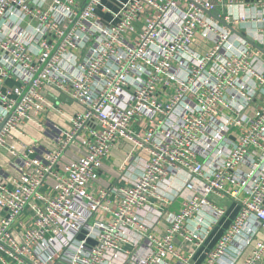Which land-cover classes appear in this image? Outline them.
<instances>
[{"label":"built area","instance_id":"built-area-1","mask_svg":"<svg viewBox=\"0 0 264 264\" xmlns=\"http://www.w3.org/2000/svg\"><path fill=\"white\" fill-rule=\"evenodd\" d=\"M250 30L257 49L235 36ZM262 50L264 0H0V154L16 170L4 182L0 169V263L195 264L226 201L240 211L203 264L249 220L264 229ZM52 94L82 107L67 129L33 115L61 112ZM26 124L53 146L28 144ZM122 139L129 184L110 188L100 170ZM178 197L153 232L157 205ZM179 237L193 244L189 256ZM263 250L261 241L244 264Z\"/></svg>","mask_w":264,"mask_h":264},{"label":"crops","instance_id":"crops-1","mask_svg":"<svg viewBox=\"0 0 264 264\" xmlns=\"http://www.w3.org/2000/svg\"><path fill=\"white\" fill-rule=\"evenodd\" d=\"M245 1L247 3H252L258 0ZM223 11L225 10L220 7L217 12L222 13ZM235 12H237V10ZM250 31L251 36L247 33L246 35L242 34L241 32H237L235 36L239 38L242 44L245 45L246 43H250L253 44V46L257 49L258 44L256 43V41L259 40H256L255 33L252 30ZM201 42V38L197 39L193 47L198 52L205 53L208 51L209 45L204 41L202 43ZM258 55L259 57L256 60V66L264 72V50H262ZM16 83L17 82L14 79H9L3 87L6 88L8 86H13ZM50 97V101L53 103L56 109L58 108L54 103H60L59 109L61 110V112L49 109L46 112H36V114L33 113V115L39 122L43 124H41L42 126L51 128V125H54L67 129L69 127L68 116L70 117L75 112L82 110V107L71 100H64L54 94H52V96ZM263 99L264 97L261 98V100ZM23 128L25 132H27L26 142L28 144L30 143L36 146L44 145L48 148H51V146H53V140L48 137L45 132H43L44 130H41V128H37L36 126H32L31 124L23 125ZM16 146L22 151L26 150L24 146L20 143L16 144ZM131 148V145L122 139L118 143H116V145H114V147L111 149L110 153L104 160L103 168L100 170L101 177L107 182L110 188H117L129 184L128 181L119 178V173L120 168H122L126 164V160L129 159L128 154L131 151ZM8 159V157L4 156L3 154H0V169L5 167L9 173L7 177L1 178L4 182L10 181L12 176L16 174V170L8 167ZM180 176L181 177L176 179L177 182L187 177L186 174H181ZM92 189L96 191L98 188L97 186H92ZM114 195L115 194H113V192L109 194V196L116 201L117 199ZM183 201V197H178L173 202H163V208L162 206L157 205L160 210L163 209L164 216L162 221L155 226V230H153V232H163L165 230V225L170 220L171 214L179 211L183 204ZM226 204L227 208L225 215L219 219V222L210 231L203 245L196 250L194 256L192 257L193 263L203 264L205 262L208 256V252L212 251L215 248L221 237L226 233L227 229L232 225L235 218L237 217L240 211L239 202L232 201L228 203V201H226ZM101 215L103 219H107L109 217L108 214L103 213ZM261 241H264V229H262L259 222H257L256 220H249L242 228L241 232L232 240L225 254L221 256L215 262V264H244L247 259L251 257L252 253L257 249V244ZM142 245L145 247L144 243ZM176 245L177 248H179V251L184 256L190 255V250L193 247L192 243H186L183 238L179 237L177 239ZM161 264H176V260L175 258L167 257L161 262ZM253 264H264V250L261 253L260 259L255 261Z\"/></svg>","mask_w":264,"mask_h":264}]
</instances>
